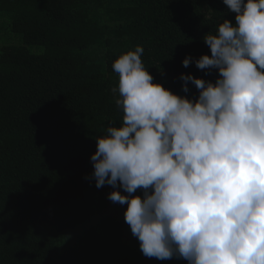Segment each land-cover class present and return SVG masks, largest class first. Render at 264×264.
Listing matches in <instances>:
<instances>
[{"label":"trees","instance_id":"16d2710c","mask_svg":"<svg viewBox=\"0 0 264 264\" xmlns=\"http://www.w3.org/2000/svg\"><path fill=\"white\" fill-rule=\"evenodd\" d=\"M235 15L222 0H0V264H99L116 246L108 264L157 260L91 179L96 138L123 121L112 65L140 46L152 82L194 101L181 74L218 72L182 60L210 56L202 38Z\"/></svg>","mask_w":264,"mask_h":264},{"label":"clouds","instance_id":"9594fccd","mask_svg":"<svg viewBox=\"0 0 264 264\" xmlns=\"http://www.w3.org/2000/svg\"><path fill=\"white\" fill-rule=\"evenodd\" d=\"M222 2L235 25L202 38L210 56L182 60L218 72L215 83L181 74L194 101L152 82L140 46L112 65L123 121L96 138L91 179L127 204L125 223L149 258L264 264V0Z\"/></svg>","mask_w":264,"mask_h":264},{"label":"rangeland","instance_id":"374dc122","mask_svg":"<svg viewBox=\"0 0 264 264\" xmlns=\"http://www.w3.org/2000/svg\"><path fill=\"white\" fill-rule=\"evenodd\" d=\"M4 40H5V38L1 37L0 38V44H2ZM120 252H122L121 246H116L115 248L108 247V250L103 254L104 260L102 262L99 261V264H108V261L111 260V258L113 256H115L116 254H118ZM173 258L166 259V260H158L157 259L153 264H176V262L174 261ZM106 260H108V261H106ZM186 264H188V261L186 262Z\"/></svg>","mask_w":264,"mask_h":264}]
</instances>
